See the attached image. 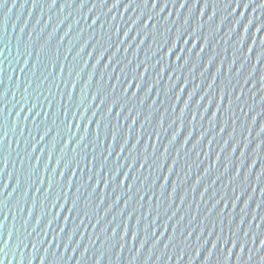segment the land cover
<instances>
[{
	"label": "water",
	"instance_id": "95a60500",
	"mask_svg": "<svg viewBox=\"0 0 264 264\" xmlns=\"http://www.w3.org/2000/svg\"><path fill=\"white\" fill-rule=\"evenodd\" d=\"M3 264H264V0H0Z\"/></svg>",
	"mask_w": 264,
	"mask_h": 264
},
{
	"label": "snow or ice",
	"instance_id": "6c2138e0",
	"mask_svg": "<svg viewBox=\"0 0 264 264\" xmlns=\"http://www.w3.org/2000/svg\"><path fill=\"white\" fill-rule=\"evenodd\" d=\"M53 2H55V0H53ZM7 247L8 245H6L4 248H0V252H3ZM0 264H3V260H0Z\"/></svg>",
	"mask_w": 264,
	"mask_h": 264
}]
</instances>
